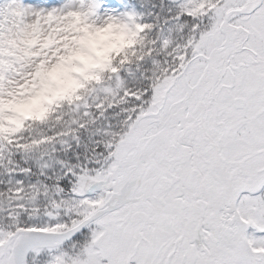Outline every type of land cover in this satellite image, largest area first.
I'll use <instances>...</instances> for the list:
<instances>
[{"label": "snow or ice", "instance_id": "6c2138e0", "mask_svg": "<svg viewBox=\"0 0 264 264\" xmlns=\"http://www.w3.org/2000/svg\"><path fill=\"white\" fill-rule=\"evenodd\" d=\"M0 264H264V0H0Z\"/></svg>", "mask_w": 264, "mask_h": 264}, {"label": "clouds", "instance_id": "9594fccd", "mask_svg": "<svg viewBox=\"0 0 264 264\" xmlns=\"http://www.w3.org/2000/svg\"><path fill=\"white\" fill-rule=\"evenodd\" d=\"M123 23L125 21L111 13L90 15L83 21L80 25L82 43L76 54L80 62L78 71L87 72L92 65L102 63L109 53L116 52L134 39L132 32L136 31L135 27L130 25V32L121 26ZM63 86H71V81L65 80Z\"/></svg>", "mask_w": 264, "mask_h": 264}, {"label": "rangeland", "instance_id": "374dc122", "mask_svg": "<svg viewBox=\"0 0 264 264\" xmlns=\"http://www.w3.org/2000/svg\"><path fill=\"white\" fill-rule=\"evenodd\" d=\"M75 35H76L77 37H81V31L77 32ZM72 44H73V47H79V46H80V44H79V42H78L77 40L72 41ZM111 54H112V53H111ZM76 66H77V68L80 67V62H79V61H77ZM76 74H78V73H76ZM76 74H75V75H76Z\"/></svg>", "mask_w": 264, "mask_h": 264}, {"label": "trees", "instance_id": "16d2710c", "mask_svg": "<svg viewBox=\"0 0 264 264\" xmlns=\"http://www.w3.org/2000/svg\"><path fill=\"white\" fill-rule=\"evenodd\" d=\"M109 55H111V53H109ZM75 67H77V66L75 65ZM73 74L75 75V72ZM60 79H63L62 75L60 76Z\"/></svg>", "mask_w": 264, "mask_h": 264}, {"label": "flooded vegetation", "instance_id": "af4514ba", "mask_svg": "<svg viewBox=\"0 0 264 264\" xmlns=\"http://www.w3.org/2000/svg\"><path fill=\"white\" fill-rule=\"evenodd\" d=\"M29 255H31V253H29Z\"/></svg>", "mask_w": 264, "mask_h": 264}]
</instances>
